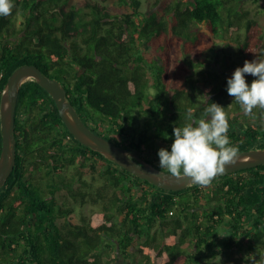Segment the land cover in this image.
I'll list each match as a JSON object with an SVG mask.
<instances>
[{
    "label": "trees",
    "instance_id": "obj_1",
    "mask_svg": "<svg viewBox=\"0 0 264 264\" xmlns=\"http://www.w3.org/2000/svg\"><path fill=\"white\" fill-rule=\"evenodd\" d=\"M106 1L13 0L0 16V95L14 68L33 63L61 81L94 132L158 168V150L171 151L188 109L199 119L211 102L231 109L232 145L264 147L261 110L245 116L227 92L244 64L219 48L223 38L246 57L264 48V25L239 0H152L147 14L141 0ZM14 134L15 164L0 188V264H217L218 250L261 254L264 164L217 176L207 191L165 190L76 140L34 80L19 88ZM88 174L102 181L95 190ZM62 189L66 200L56 198ZM87 201L101 208L72 222L74 203Z\"/></svg>",
    "mask_w": 264,
    "mask_h": 264
},
{
    "label": "clouds",
    "instance_id": "obj_2",
    "mask_svg": "<svg viewBox=\"0 0 264 264\" xmlns=\"http://www.w3.org/2000/svg\"><path fill=\"white\" fill-rule=\"evenodd\" d=\"M13 7V0H0V16L10 15ZM245 74L256 79L249 85ZM227 92L245 116L255 119L253 109H259L264 119V48L256 54V59L246 60L243 67L235 69L227 80ZM187 120L184 126L174 127L171 151L158 150L159 168L179 180L188 178L192 184L206 187L225 172L226 165L237 163L239 147L230 142L228 116L218 103L207 104L199 119H193L192 110L188 109ZM247 260L251 264H264V255L258 260L248 256Z\"/></svg>",
    "mask_w": 264,
    "mask_h": 264
},
{
    "label": "water",
    "instance_id": "obj_3",
    "mask_svg": "<svg viewBox=\"0 0 264 264\" xmlns=\"http://www.w3.org/2000/svg\"><path fill=\"white\" fill-rule=\"evenodd\" d=\"M27 80H34L50 94L62 122L81 144L98 151L121 168L165 190H181L193 185L188 178L179 180L167 170L160 169L143 159L133 150L121 147L94 132L77 113L74 105L68 99L65 86L60 80L43 73L33 63H23L9 74L0 95V188L15 164V108L19 88ZM238 157L236 164L226 165L225 172L217 176L264 164V147L239 150Z\"/></svg>",
    "mask_w": 264,
    "mask_h": 264
},
{
    "label": "rangeland",
    "instance_id": "obj_4",
    "mask_svg": "<svg viewBox=\"0 0 264 264\" xmlns=\"http://www.w3.org/2000/svg\"><path fill=\"white\" fill-rule=\"evenodd\" d=\"M77 0H69L70 4L75 3ZM116 0H107L105 3L106 4H115ZM142 1V5H141V10L144 13H149L151 11V2L152 0H141ZM239 5L247 11V15L246 17L248 18H252L254 20L257 21L258 24L260 25H264V0H239ZM20 19V17H18V20ZM198 28L200 30H205V25L204 23H199ZM224 40H222V43H219V48L220 49H224L226 51H229L227 54L229 56V58L235 60L236 65H240L241 63L244 64V62L246 60L248 61H252L254 59H256V57H246L245 54H243L242 52H240L237 47L230 42V40L223 38ZM259 53V52H258ZM218 59H220V55H216ZM215 56V57H216ZM256 79V77H253L250 74H245V80L246 82L250 85L252 80ZM226 112H228L229 116L232 117L231 114V109L229 108V105H227L226 107ZM138 123H143V120H139L138 119ZM228 123H231V119L228 118ZM67 172V171H66ZM70 174V172H67ZM87 181L89 182V186L87 189L89 190H95L96 187L98 188L99 185L102 183L101 179L99 180L97 175H94V177L91 174H88L85 176ZM43 187V190L46 191L44 183L41 184ZM213 185H209L207 187L204 188V191H207L208 189L212 188ZM45 195L46 192H45ZM56 198L58 200H66V190L62 189V190H58L56 192ZM75 205V210L72 213V215L70 216V220L72 222H80L82 216H89L94 210L96 209H100L101 208V204H92L91 201H87L83 204L80 203H74ZM208 205V204H207ZM206 205V206H207ZM227 226V224H223L222 226L218 227L217 229V233L223 235L224 231H223V227ZM164 234H168V231H163ZM260 251L261 254L259 253H249V251L247 252L246 249L243 248H230L224 251H216V256L214 258V261L217 264H246L247 262V258L248 256H255V259H259L260 256L264 255V243L261 245L260 247ZM102 256L104 258L109 257V251L107 249H103L102 251ZM249 261V260H248Z\"/></svg>",
    "mask_w": 264,
    "mask_h": 264
},
{
    "label": "flooded vegetation",
    "instance_id": "obj_5",
    "mask_svg": "<svg viewBox=\"0 0 264 264\" xmlns=\"http://www.w3.org/2000/svg\"><path fill=\"white\" fill-rule=\"evenodd\" d=\"M39 175H40V174H38V176H39ZM38 176H37V177H38ZM53 179L55 180V170H54V178H53ZM42 183H44L45 189H49V186L47 185L48 182H46L44 179H41V178H40V179H39V189H40V190L43 189V187H42V185H41ZM44 192H46L47 195H45V193H44V194H42V196H43V197H47V196H49V198H50V191L46 190V191H44ZM51 197H52V196H51Z\"/></svg>",
    "mask_w": 264,
    "mask_h": 264
},
{
    "label": "built area",
    "instance_id": "obj_6",
    "mask_svg": "<svg viewBox=\"0 0 264 264\" xmlns=\"http://www.w3.org/2000/svg\"><path fill=\"white\" fill-rule=\"evenodd\" d=\"M171 212V211H170Z\"/></svg>",
    "mask_w": 264,
    "mask_h": 264
}]
</instances>
